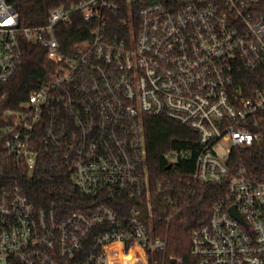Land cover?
Wrapping results in <instances>:
<instances>
[{"label": "built area", "instance_id": "built-area-1", "mask_svg": "<svg viewBox=\"0 0 264 264\" xmlns=\"http://www.w3.org/2000/svg\"><path fill=\"white\" fill-rule=\"evenodd\" d=\"M121 1L78 0L23 27L0 0V82L18 71L24 40L55 66L0 119V264H182L154 231L144 118L155 116L198 134L196 181L226 184L192 232L194 264H264V172L239 163L264 138V0ZM75 15L88 37L64 48L57 29ZM241 70L259 86L243 91ZM7 166L67 170L88 205L39 211L2 177ZM116 196L125 212L109 205Z\"/></svg>", "mask_w": 264, "mask_h": 264}, {"label": "trees", "instance_id": "trees-1", "mask_svg": "<svg viewBox=\"0 0 264 264\" xmlns=\"http://www.w3.org/2000/svg\"><path fill=\"white\" fill-rule=\"evenodd\" d=\"M78 0H10L23 27H37L48 22L50 11L55 7L76 3ZM124 3V0L121 1ZM118 26V18H113ZM62 47L74 45L88 37V28L80 16L75 15L68 25L57 29ZM22 61L16 74L7 82H0V119L7 111H16L30 94L47 84L55 66L48 60L41 43L24 40ZM239 84L259 86L256 73L241 70ZM146 162L149 171L150 199L153 210L154 231L167 242V258L182 259V264H194L190 256L191 235L194 229L208 224L214 205L226 194V184L201 183L194 179L195 159L199 147L198 134L167 117L144 118ZM184 152L188 159L171 163L164 157L169 152ZM240 164L250 171L264 172V138L252 147L241 150ZM2 177L9 184L18 183L24 195L37 210L52 206L69 213L84 210L88 202L75 186L72 175L64 169L28 174L13 166L2 168ZM116 196L109 205L118 212L126 206ZM130 202L127 207L132 205ZM65 216V215H60ZM12 264H20L13 262Z\"/></svg>", "mask_w": 264, "mask_h": 264}, {"label": "water", "instance_id": "water-1", "mask_svg": "<svg viewBox=\"0 0 264 264\" xmlns=\"http://www.w3.org/2000/svg\"><path fill=\"white\" fill-rule=\"evenodd\" d=\"M254 131H257V129H256V128H254ZM233 214H234V215H236L234 212H233ZM173 263L175 264V261H173Z\"/></svg>", "mask_w": 264, "mask_h": 264}, {"label": "snow or ice", "instance_id": "snow-or-ice-1", "mask_svg": "<svg viewBox=\"0 0 264 264\" xmlns=\"http://www.w3.org/2000/svg\"><path fill=\"white\" fill-rule=\"evenodd\" d=\"M9 23H11L12 21H8Z\"/></svg>", "mask_w": 264, "mask_h": 264}]
</instances>
